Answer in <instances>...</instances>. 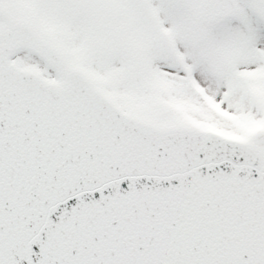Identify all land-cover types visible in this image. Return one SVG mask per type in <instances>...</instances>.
I'll return each mask as SVG.
<instances>
[{"label":"snow or ice","instance_id":"snow-or-ice-1","mask_svg":"<svg viewBox=\"0 0 264 264\" xmlns=\"http://www.w3.org/2000/svg\"><path fill=\"white\" fill-rule=\"evenodd\" d=\"M0 264H264V0H0Z\"/></svg>","mask_w":264,"mask_h":264}]
</instances>
